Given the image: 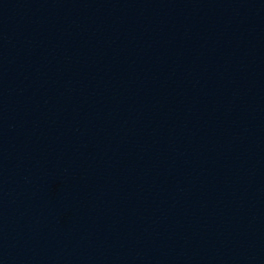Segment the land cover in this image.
Masks as SVG:
<instances>
[{
  "label": "water",
  "instance_id": "water-1",
  "mask_svg": "<svg viewBox=\"0 0 264 264\" xmlns=\"http://www.w3.org/2000/svg\"><path fill=\"white\" fill-rule=\"evenodd\" d=\"M0 264H264V0H0Z\"/></svg>",
  "mask_w": 264,
  "mask_h": 264
}]
</instances>
